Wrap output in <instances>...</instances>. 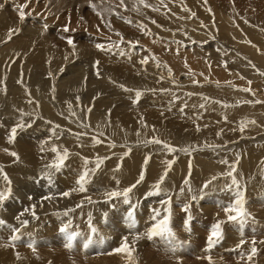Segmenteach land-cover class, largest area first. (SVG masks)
<instances>
[{
  "label": "bare ground",
  "instance_id": "6f19581e",
  "mask_svg": "<svg viewBox=\"0 0 264 264\" xmlns=\"http://www.w3.org/2000/svg\"><path fill=\"white\" fill-rule=\"evenodd\" d=\"M93 1L96 2L98 10L100 9V11L102 12L103 21H106L107 23H109L111 21L118 20V19L125 18L126 15L130 14V13H127V11L125 10V11H122L120 13H115L113 15H109L108 11H109V8L111 6L105 5L107 0H93ZM234 1L229 0V3H233ZM16 2H18V1L15 0V2H11L10 4L15 5ZM44 2H46V1H44ZM59 2H60V5H65V6H66V4L68 5V1H65V0H58V3ZM80 2L85 4V3L89 2V0H80ZM213 2H215V1H213ZM217 2H215V3H217ZM4 3H5V5L7 4L6 0H0V4L4 5ZM116 3L120 4L121 0H116ZM199 3H200V0H171L170 1V16H165L164 19H162V22L164 24L162 26L164 28L154 25V27L156 29H149V28L145 27L142 24V22H140L138 19H135L134 23L140 27V31H141L140 36L143 38V40L147 41L146 43H148L149 45L154 46L155 49L154 48H152V49H154L157 52L161 48L160 47V44H161L160 38H162L163 36H166L162 32L164 29L169 30V31H175V27H186V26H188L191 29L190 32H198L197 31L198 30V21H199L198 19L202 20L203 22L205 21V19H207V21H209V18L207 16H204V13L201 11V8H199V6H198ZM203 3L205 5L210 4L209 0H205V2H203ZM123 4L129 6L130 8H136V4L132 3L130 0H123ZM168 4H169V0H149L148 2L143 0V3L141 2V0H138L139 6H143L153 16H156L158 18H162V16H163L162 13L166 12ZM261 4L264 6V2H261ZM5 5L2 8H0V23L1 24L5 23V25H7V23H8L7 20H9L10 18H12V20H16L17 18H19V15H18L17 9L9 10L6 8ZM18 5H19V2H18ZM145 5H147V7ZM31 7H27V8L29 10H31ZM225 8H227V6ZM224 12L218 11L216 14L218 16L217 19L223 20V22H224L223 25H219L221 27V31H224L222 33L225 34V31H226L227 34L229 33V37L223 36L222 39L220 37H217V38L215 37V39H217L219 41V43L218 42L216 43L217 47L220 46V43L227 46L229 49L224 50L223 53H225L227 55V58L233 57L234 58L233 61L230 59L231 62H234L232 64H234L237 67H242L241 69H243V72H244V69H248L247 68L248 65H250L249 66L250 69H248L247 72L250 73V75H252V76L256 75V73H259V72H255L256 69H258V68H260L261 70L264 71V29L262 31V30H258V29L256 30L253 27H252L253 28L252 29L250 27L249 33H247L246 35L243 34L244 36H242V38H241L238 35V31L234 30L235 27L233 26L234 25L233 22L228 23V24L225 23V20H227L229 18H234L236 16L234 15V13H233V15H224L223 14ZM252 18L253 17H249L248 19L252 20ZM253 21H254V19H253ZM17 23H19V22L17 21ZM181 23H182V25H180ZM240 25H242V24H240ZM10 26L11 25H9L8 27L10 28ZM13 26H14V24H13ZM38 27L36 29L32 30V27H28L25 24V26H21L20 28H18V31L22 32V33L26 32L30 36H31V33L33 32V33H35V36L41 37L42 35H44V30L43 29L41 30ZM104 27L107 28L106 32L108 34L105 32L107 34V36L118 35V32L115 29L108 28L107 26H104ZM15 28H17V27H15ZM245 28H247V25L245 26ZM244 32H245V30H244ZM208 33H210V32H208ZM214 35H216V33ZM25 36H27V35H25ZM184 36H185L184 31H180L179 35H177L176 38L177 39L179 38L178 40L181 41L184 38ZM196 36H197V38L199 37L198 34ZM7 37L9 39V33H5L4 36H2V34L0 32V66H1L0 67V108H1L0 109V138H3L2 132H6L7 134H9L11 128L16 126L20 122H23L25 125L31 124V127H26L23 130L18 129L17 136H19V139L15 138V141L13 143H9L8 140H4L6 143H3V145L6 146L7 148L17 149V153L20 157V160L18 162L14 161L12 163H9V166H11L13 169L20 172L21 174H23V170L25 172H30V170H28V169H32L34 171L35 175L37 176V179L35 178L33 180V183L37 185L38 190H43L42 189L43 186H46V188H44V189H48V188L56 189V188H58L59 190H64V192H65V191H70L72 188L76 187L75 182L78 179L79 173L83 170V159L82 158H85V157L88 158L89 161L91 162V163H89L88 167L93 168L95 166V161H96L97 157H100V158L101 157H103V158L107 157V159H104L105 161L101 165L100 169L95 173V177L92 176L91 182L86 185V188H87L86 192H83V193L72 192V194L68 197L61 196V194H60L61 199L57 200V201H54L53 197L51 200H43L42 199L43 196L36 198V200H29L27 198V200H28L27 201L26 199L25 200L20 199L18 202H20V204L28 202V204H27L28 207H30V205H32V204H36L35 212H36V216L38 217V219H41V220H43L45 218L47 219L49 216L52 217L53 214H56L57 219H58V218H60V215L63 213L62 210H65L68 207H73V206L75 207L77 202H79L78 205H81L82 203L87 202L88 200L86 199V197H90L92 199V201L97 200V198L98 199L102 198L101 194H99L102 192H99V193L96 192L97 189L95 192L93 191L92 194H88L89 193L88 190L90 188H94V187L97 188L98 187L97 186L98 182L96 180H99L100 185L106 183L109 186L110 191H113V190L122 191L124 188H127L130 185L136 183V180L139 178L140 173L143 171V167L145 165L144 164L145 157H148L146 155H149L151 153H155V150L160 151V149H164L163 143H167V144H169V145H171L177 149L187 148L191 152L186 153V155H184L185 152L176 151V152H174L175 157L173 158L170 156L171 153L165 149L166 151L157 152L153 155V157L151 156L152 159L150 160V162H148L147 169H145V172H144V179L145 180H143L142 183L137 185V187L135 189H133V192L130 193V196L134 199V202H132V203L136 205L135 212H134L135 219L138 220V218L142 217V215H141V213H142L145 216V220H146L145 211H147V210L144 211V207L141 208V206L140 207L138 206V203L141 204L142 200L145 199V195H146L145 193L147 190V188L144 187L145 183L154 184L155 182H157L160 179V176L164 173V171L167 167L166 162L169 160H174L175 162L172 164L174 166L171 167V170L168 171L167 177L165 178L164 182L161 184L162 189L164 190L161 192L166 191L167 194L169 192V194L173 195L174 193L178 194V192H179V191L177 192V190L174 188V185L179 184V183L181 184L182 187H184V185H185L184 184L185 180H183L184 177L182 175L179 176L177 174L178 173L180 174V170H181L182 174L186 172V168L189 167L188 160L191 159L190 166L192 167V170L199 173L200 176H205V175H207V173L208 174L212 173L211 175L216 176V178L218 179L217 181H223V183H227V182H224L225 170L228 171L231 169L230 163L232 164L233 162H236L237 160L240 161V154H242V158H241L242 167L247 166V170H245V172H244V169H243V172H242L243 176L241 177V179H242V181L247 182V184H248V188H247V190L245 189V192H244V194H245L244 198L246 201L247 200L250 201L252 199L254 201V203H255V200L258 202V200H257L258 197L257 198H254V197H256L260 194V192H257V190L264 188V186H262V185H264V143H262V142H264V141H262V140H264V106L255 105L253 108L251 105L247 106L246 104H244V106H243L241 104L242 106H236V107L232 106L231 107V103L233 102L234 98H237L238 100H240L239 98H241V97L246 98V96H248V95L250 96V94L246 93V96H245L244 94H242L243 93L242 91L238 92L235 89L232 90L231 86H230L231 88H229V87L228 88L227 87L226 88L225 87L220 88L219 87L220 89H218L217 91H215L216 89L214 87L215 90L213 91L212 89H210V90L207 89L208 86L206 85L207 87L205 89H207V90H203V91H205V93L207 94L208 99L204 100L206 98H203L202 99L203 103H200V102L198 103V101H196V100L201 99V98H199L195 95H192L193 98L187 99V100L179 99L178 96H175L172 98L167 97V95L169 94L167 92H174V91H171V90H173L171 87L177 88V91H175V93H179L178 90H184V89L181 88L182 86L180 87V85H178V83H176L172 79H170V74L167 73V71H163V70L159 71L158 70L159 66L162 67L161 64L157 65V67H154L156 69L150 68L151 64L153 62H157V61H149V62H151V63H149L148 60H146L148 58H149V60H151L152 58H155L153 54H150L151 51L148 50L146 43H144L145 47H144V44L140 43V45L145 49L143 50L141 56L134 58L131 56V50L128 49L127 47H125L124 44H126V42L122 38H118V37H115V38L121 40L124 43V44L123 43L120 44V49L122 51L117 54L118 56L111 54L110 57H107V58L102 57L100 55V53H104L105 50H107V48L103 44H101V42H99L98 44L103 45V49H100L97 47L95 48V51L98 52L99 56L97 54H95V55L90 54L91 57H88V55H83V56L79 57L78 60L81 63L83 62V65L80 67V69L75 70V71H72V69L67 64L69 62V61L67 62V60L69 58L53 57L54 63H52V65H54V67H52L50 69L49 77L47 79L43 80V79L38 78L39 77L38 70L33 69L30 72V70L28 68L29 63L26 62L25 60H23V58H22L23 55L20 56V54H21V52L19 51L20 48L15 47L14 48L15 50L9 51L11 56H2V55H5L4 54L5 49L9 50L10 47L11 48L14 47L15 41H18L19 44L21 45L18 37L13 38L14 37L13 34L11 36L12 42L10 44L7 43L9 41L7 39ZM225 40H226V43L224 42ZM32 41H31L30 45L32 44ZM26 42H27V40H26ZM8 50H6V51H8ZM172 50H174L173 46H171L169 48V52L170 53L172 52V54L175 56V59H172V56L170 55L169 52L161 51L162 55L164 57H166V55L169 57L171 66L168 67L167 69L171 70V71H173V69L176 68L177 66H179V64H180L179 61L177 60L176 54ZM14 51L16 53H14ZM91 52L94 53L92 50H91ZM218 52H219V50H218ZM87 53H90V52H87ZM221 53H222V49H221ZM14 54L17 55L18 60L12 64L11 61L14 58H17L16 56H14ZM105 54H104V56H105ZM216 55H218V54H216ZM13 56H14V58H13ZM239 56H241V57H239ZM211 57L213 58V56H211ZM246 57H247V59H246ZM9 58H10L9 63H5V61L9 60ZM33 59H36V58L34 57ZM245 59H246V62H245ZM137 60H140L139 61L140 66H137V62H138ZM247 60H248V62H247ZM142 61H147V62L142 63ZM62 62H67V63L63 64ZM86 62L89 63L88 66H87ZM4 63L6 66H8L7 68L6 67L4 68ZM40 64L45 65L42 61H40ZM204 64H205V62H204ZM199 65H201V64H199ZM245 65L247 66L246 68H244ZM41 67H43V66H41ZM253 68H256L255 71ZM66 69H67V71L65 72ZM237 69H239V68H237ZM33 71H37L38 73L37 72L34 73ZM24 72H25V74H24ZM245 72H244V74L247 73V72L246 73ZM64 73L71 74L72 76L61 77V75ZM178 73L179 72H176V74H175L176 77L178 76ZM248 73L246 75H248ZM15 74H21V75L24 74L25 78H23V79L19 78L18 80H13L15 77ZM30 75L34 78L35 81H31L29 79V77L27 78V76H30ZM249 77H251V76H249ZM4 78H7L6 81H4ZM39 81H41V82H39ZM182 81L183 82H181V84L186 85V81H184V80H182ZM16 82H17L16 85L18 87H16V85H15ZM38 86H40L41 89H37ZM84 86H89V88L88 87L84 88ZM121 86H123V87H121ZM209 87L212 88V86H209ZM185 88L187 89L188 87H185ZM140 90H142V91H140ZM188 90H191V89L188 88ZM195 90H197V89L195 88ZM199 90H201V89H199ZM137 91H139L142 94L138 100L136 97ZM5 94H7V98L2 96ZM45 95H48V96H45ZM115 95L117 96V99H119L118 104L113 103V101H114L113 98ZM178 95L182 96V93H180ZM204 96H206V95H204ZM55 97H57V98L55 99ZM128 97H132V99L129 100ZM17 98H19V99H17ZM215 98H218L219 100L215 99ZM36 99H41V103L35 104V101H37ZM177 99H179V100H177ZM237 99H236V101H237ZM24 100H25V102H24ZM229 100L232 102H229ZM236 101L234 103H237ZM248 101H249V99H248ZM170 102H174V106H175V109H173L174 115H177L178 117L175 120L169 119L166 122V127H160L159 128L158 127L159 122H162V121L154 122L153 116L156 115L157 118L164 119V117H166V116L161 114L160 112H165L166 109L163 110V107H167V104ZM151 107H153V108H151ZM59 109H61V110H59ZM89 109H91V111H89ZM214 110H216L217 113H216V111L212 112ZM36 112H42V113H40L41 116H43L42 114L48 116L47 118L50 119V121L43 122L40 119L39 114H37ZM112 112H114V113H112ZM35 114H37V116H38V117L37 116H35V117H37L39 119H37V120L35 119V117H34ZM82 118L87 120L86 124L89 127L84 126L79 121V120H82ZM230 121H231V123H229ZM163 123H165V122H163ZM171 124H173V125L171 126ZM242 124L245 125L243 131H241V125ZM63 125L66 128H69V129L76 131L77 134L79 133V135L77 136L74 133L72 134V132H68L69 130L63 131L64 130ZM39 126H41L40 129L36 130ZM64 132H66V133H64ZM45 135H47V136L43 137ZM24 136H26V137H24ZM72 137H74V138L71 139ZM100 139L103 142L101 146L99 145L100 142H99V144H97L95 142L96 140L100 141ZM153 139H159L163 143L162 144L150 143V141H152ZM258 140H259V142H258ZM49 141H52V142L50 144L49 143L46 144ZM112 145H115V146L113 147ZM52 147H56L61 153L63 152L64 149H67L68 152L70 153L68 159L64 162V166L60 169V171H56L54 168H51V169H53V171H52L51 169L46 167L47 162H46V160H44V156L47 157L46 154H48V156H50V159L52 161H55V159H56V153L51 151ZM33 148L36 150L34 153V156L32 153ZM42 148H43V151L41 150ZM129 150L131 151V153L128 154V156L124 157L123 152L127 151L129 153L130 152ZM217 153L221 156L223 161H227L228 163H223V162L216 163V164L211 163V161H209L208 158H210V156L217 154ZM118 155H121V157H119ZM116 156H118V157H116ZM154 156H155V160H154ZM178 157H179V159H177ZM5 161H8V160L4 159V162ZM176 161H177V163H176ZM251 161L256 162L255 166H253V165H252L253 167L251 166ZM175 165H177V166H175ZM117 166H119L118 171L115 170V169H117ZM215 170H220V171L224 170V171L223 172H220V171L215 172ZM246 172H248V173L246 174ZM46 173H47V175H45ZM50 175H55V177H56V180L53 181V183H51V182H49V180H47L48 179L47 176H50ZM190 178L191 177H189V179ZM193 179H195V178L193 177ZM65 180H68V181L64 182ZM199 180L201 182V179H199ZM13 181L16 182V179L13 178ZM117 181H119V183H117ZM193 181H196V179ZM190 183H192V182H190ZM231 184H232V182H231ZM201 185L202 184H200V186ZM66 186L69 188L65 190ZM185 186H187V185H185ZM219 186H224V184L219 185ZM6 188H7V186L4 183H1L0 190H4ZM222 188L225 189V186ZM254 188H259V189L250 192V194H247V192L251 191ZM216 189H218V188H216ZM204 190H202V191H204ZM227 190H228V188H227ZM185 191L187 192L188 190H185ZM185 191H184V193H185ZM199 191L200 190H198V192ZM42 193H43L42 191H39V194H42ZM255 193H257V194H255ZM179 194H180V192H179ZM225 194L227 195V193H225ZM261 194H262V192H261ZM218 196H219V194H218ZM31 197H32V195H31ZM33 197H35V196H33ZM156 197H157V199L156 200L153 199V201L164 200L163 198L165 197V195H157ZM180 197H182V196H180ZM231 197L233 198V196H231ZM11 198H13V197H11ZM11 198L9 197V200H8L9 202L5 201L3 203V205L0 206V212H2L3 207L5 208L6 206L9 209H11L12 211H10V212L7 211L6 214H8L13 219L12 222H9L7 220H4V217L0 214V218H1L0 220L3 219V221H5V224L0 225V228H1L0 231H2L0 233H2V236L4 234L3 232H6V231L10 230L11 228H13L14 226L20 224V221L27 220L28 222H30L31 218H33L31 215V212L29 211V212L24 213L23 216H20V221H18L16 219V217L19 216L21 209H22V206L21 205H20V207L13 206L12 203H17L18 199L17 198L11 199ZM39 198L42 200L40 201ZM105 198H106V196H105ZM147 198H148V196H147ZM150 199L152 200L151 197H149V201H150ZM227 199H231V198H228V196H227ZM181 200H182V198H181ZM189 200H192V199L189 198ZM11 201H13V202L11 203ZM115 201H116L115 206L117 208L120 207L122 209V211H127V212L130 210V205L128 206V208H126L127 210H125V209L123 210L122 198H118L117 200L115 199ZM9 203H11L12 206H8V205H10ZM98 203L101 204L102 202H98ZM18 204H16V205H18ZM148 204H150V203H148ZM24 205L26 206V204H24ZM110 205H112V204L110 203ZM113 205H114V202H113ZM92 206H94V203H90V205H89L90 210H92V212H93V215L98 214L99 210H101L103 208V207L102 208L99 207L101 209H98V207L95 208ZM142 206H143V204H142ZM159 206H160V204H158V205L155 204V205H152L151 208H149V209L152 210L153 208H158ZM7 207H6V209H8ZM84 207H86V206H84ZM126 207H127V205H126ZM147 207H149V206L147 205ZM161 207L163 208L162 205H161ZM23 208H25V207H23ZM145 208H146V206H145ZM162 208H161V210H162ZM146 209H148V208H146ZM149 209H148V211H149ZM19 210H20V212H19ZM151 210H150V212H151ZM193 210L195 212V209H193ZM116 211H114V212H116ZM108 212H110V211H108ZM127 212H125V213H127ZM150 212L148 214H150ZM260 212H262V211H260ZM101 213L94 216L95 218H97V221H98V222L97 221H95V222H97L96 225L98 227L102 226L103 228H105V221L101 218ZM73 214H75V213H73ZM73 214L71 213V216ZM112 214H113V210L111 212V215ZM204 214H206V213H204ZM216 215H217V213H216ZM174 216H175V214H174ZM223 216H225V215H223ZM184 217H185V215H184ZM38 219H36V220L38 221ZM207 219H209V217ZM33 220L34 219H32V222H34ZM41 220H40V222H41ZM248 220H249V218H248ZM140 222H141V220H140ZM149 222L151 223L150 220H149ZM205 224H207V223H205ZM208 224H210V223L208 222ZM77 225L78 224H76L75 226H77ZM108 225L109 224H106V226H108ZM114 225H115V223H114ZM144 225H145V223H144ZM226 225H227V223H226ZM120 226H123V225H120ZM227 226H229V225H227ZM127 227H128V225H127ZM254 227H255V225H254ZM262 227H264V226H262ZM19 228L20 227H18L16 230H19L20 232L23 233L29 227L26 230H25V226H21V229H19ZM125 228H126V226H125ZM138 228L143 229L141 227V225L138 226ZM209 229H207V230H209ZM230 230H232V229H230ZM239 230L240 229H238V231ZM109 232H111V231L109 230ZM223 232H224V229H223ZM235 233H237V232H235ZM229 234H233V233H229ZM238 234L239 233H237V235ZM114 235H115V233H114ZM4 236H6V235H4ZM133 236H134V233H133ZM233 236H234V234H233ZM19 237H20V235H19ZM184 237H185V235H184ZM118 238H116V239H118ZM121 238H119V239L122 240ZM240 238H242V237H240ZM116 239H114V241ZM132 239H133V237H131V236L128 238V242H129L130 246H132ZM228 239H231V238H228ZM263 239H264V236H263ZM204 241H206V240L204 239ZM204 241L201 243H204ZM240 241H241V239H240ZM9 242H10V240H9ZM142 243L144 244L142 239L138 240L135 243L134 248L135 249L141 248ZM191 243H193V242H191ZM239 244H240V242H239ZM245 244L246 243H244V245ZM260 244H261V242H260ZM9 245H10V243H9ZM251 246H249V247H251ZM260 246H258V248H257V246H255L258 251H257V256H256L257 258L253 257V260L254 259L258 260L260 263L262 262L264 264V249L260 248ZM11 247L13 248V246H11ZM244 247H246V245ZM7 248L8 247L5 248L3 246L2 247L0 246V264H5L8 259L9 260L7 262L9 264H15V261L11 263L10 259L11 258H12V260L14 259L13 254H15L17 251H15V249H14V251H15L14 252L12 249H9V248L7 249ZM26 250L30 251L29 249H26ZM28 251H26L27 255H28L29 259H31V257L33 256L32 255L33 252L31 253V251L30 252H28ZM148 251H150V250H148ZM22 252L25 253L24 251H22ZM238 252H239V250H238ZM23 253L21 254L22 256H23ZM62 253H63V251H62ZM144 253L146 254V252H144ZM122 254H123V256L127 257L126 253H122ZM152 256L150 255L149 259H151ZM64 257H65V255H64ZM133 257H135L134 252H133ZM144 257H147V254ZM144 257H141V258L144 259ZM15 258H17V257H15ZM33 258H35V257H33ZM49 258H50V256H49ZM98 259H100V258H98ZM137 259H135V260H137ZM146 259L149 261L148 257ZM236 259H237V262L239 264H248L249 263L247 261L246 256H244L243 259L240 256L238 258L236 257L235 260ZM135 260H134L135 264H140V261L136 262ZM138 260H140V259H138ZM152 260H155V259H152ZM187 260H188V257H187ZM189 260H192V259H189ZM112 261L114 262L116 260L112 259ZM212 261H213V264H220L223 262V260H222V262H221V260L220 261L219 260H212ZM69 262L67 261V263H69ZM123 262H124V260H123ZM159 262L162 263V261H159ZM164 262L165 261H163V264H164ZM167 262H169V261H167ZM195 262H196V260H195ZM252 262H254V261H252ZM115 263L120 264L118 262H115ZM185 263L183 262L182 264H185ZM187 263H188V261H187ZM96 264H103V262L96 261ZM108 264H111V263L108 262ZM200 264H201V262H200Z\"/></svg>",
  "mask_w": 264,
  "mask_h": 264
},
{
  "label": "rangeland",
  "instance_id": "374dc122",
  "mask_svg": "<svg viewBox=\"0 0 264 264\" xmlns=\"http://www.w3.org/2000/svg\"><path fill=\"white\" fill-rule=\"evenodd\" d=\"M16 1L19 2V5H21V4L24 5L26 3V0H23V1L22 0H16ZM29 1L31 3L28 2L29 4H27V7H31V6L32 7H31V10H29L27 7L24 8L25 13L27 14L25 17V20L23 21L24 23L21 22L19 18H17L16 20H12V18H10L9 20H7V22H8L7 25H5V23H2V24L0 23L2 25V26L0 25V32H1L2 36H4L5 33H9L10 29H15L16 31L13 34L14 35L13 38L18 37V39L21 43V45H20L18 41H15L14 47H12V48L10 47L9 50L5 49L4 50L5 55H2V56H11L9 51L15 50L14 49L15 47L20 48V50H19L21 52L20 56L23 55L22 56L23 60H25L26 62L29 63L28 68H29L30 72L33 69L38 70V72H39L38 78L45 80L50 75V69L52 67H54V65H52V63H54L53 57L69 58L67 60V62L69 61L68 63L67 62H62V63L63 64L67 63L68 66L72 69V71H75V70L80 69V67L83 65V62L82 63L79 62V60H78L79 57H81L83 55H88V57H91L90 54H93V55L97 54L99 56L98 52L95 51L96 44H98L99 42H101V44H103L107 48V50H105L104 53H100V55L102 57L107 58V57H110L111 54L117 55L119 52L122 51L120 49V44L123 42L121 40L115 38V37L122 38L126 42V44H124V43L123 44L125 45V47H127L128 49L131 50V56L132 57L136 58L138 56H141V54L145 48H143L140 45V43L144 44L147 41H144L143 38L140 36V33H141L140 27L134 23L135 19H138L140 22H142V24L145 27H147L149 29H156L154 27V25L159 26V27H163L162 25H164V24L162 22V19H164L165 16H170V1L171 0H169V4L167 5L166 12L162 13V15H163L162 18H158L156 16H153L143 6H139L138 0H130L132 3L136 4V8H130L129 6H127L125 4H121V3L117 4L116 0H107L105 5L111 6L109 8V11H108L109 15H113L115 13H120V12L125 11V10L127 11V13H130V14L126 15L125 18L118 19L115 21H111L109 23H107L106 21H103L102 12L100 11V9L98 10L96 2L93 0H91V3L95 5V10H93V8L90 6L89 2L84 4V3H81L80 0H65V1H68L69 6L67 4H66V6L60 5V2L58 3V0H48V1L47 0H35V1L29 0ZM44 1H46V2H44ZM145 1L148 2L149 0H145ZM213 1H215V2L218 1V2L215 3ZM6 2L8 5L7 4L5 5V3H4V5L6 6L7 9H9V10L17 9L18 2H16L17 5L16 4L15 5L10 4L11 2H15V0H6ZM203 2H205V0H200V3L198 6H199V8H201V11L204 13V16H207L209 18V21H207V19H205V21L203 22L202 20L198 19L199 20L198 21V30H197L198 32H190L191 29L188 26H186V27H175V31H169V30L164 29L162 32L166 36H163L162 38H160L161 39L160 40L161 41V44H160L161 48L157 52L154 50L155 49L154 46L146 43L148 50L151 51L150 54H153L155 57V58H152L151 60H149V58L146 60H148V62L149 61H157V62H153L151 64L150 68L156 69L154 67H157V65L161 64L162 67L159 66L158 70L159 71H162V70L167 71V73L170 74V79H172L174 82L178 83V85H180V87L182 86L181 88L184 89V90H178L179 93H175V91H177V88L171 87L173 89L171 91H174V92H167V93H169L167 95V97L172 98V97L178 96L179 99L187 100V99L193 98L192 95H195V96L201 98V99H197L196 101H198V103L199 102L203 103V100H202L203 98H206L204 100L208 99L207 94L203 90L212 89L214 91L216 89L215 91H217L218 89H220L222 87L223 88L224 87L225 88L226 87L227 88L232 87V90L235 89L238 92L242 91L243 92L242 94H244L245 96H246V93H248V94H250V96L251 95L252 96L250 97L247 94L248 96H246V98L241 97V98H239L240 100H238L237 98H234L233 102L229 100V102H232L231 107L232 106L233 107L234 106L235 107L236 106H242V105L244 106V104H246L247 106L251 105L253 108L255 105L264 106V75L260 74V73H264V71L261 70L260 68H258V69L253 68L254 71L256 69L255 72H259V73H256V75L252 76V75H250V73L247 72V70L250 69V67H249L250 65H248V67L245 65L244 68L247 67L248 69H244V72L246 71L248 73V75H246L247 74L246 72H245L246 74H244L243 69H241L242 67H237L234 64H232L234 62H231V60L233 61L234 58L233 57L227 58V55L225 53H223L224 50L229 49V48L227 46L223 45L222 43H220V46L217 47L216 43L217 42L219 43V41L217 39H215V37L216 38L220 37L221 39L223 36L229 37V33L227 34V32L225 31V34H226L225 35L224 33H222L224 31H221V27L219 25H223L224 22H223V20L217 19L218 16L216 13L218 11H221V12L225 11L223 13L224 15H233V13H234V15L236 17L229 18V19L225 20V23L228 24V23L233 22L234 23L233 26L235 27L234 30L238 31V35L241 38H242V36L249 33L250 27L251 28L253 27L256 30L258 29V30L263 31V29H264V6L261 4V2H264V0H235L233 3H229V0H209V3H210L209 5L208 4L205 5ZM226 6H227V8H225ZM97 13H99V15ZM247 17L248 18L253 17V18L251 20V19H248ZM253 19H254V21H253ZM17 21L20 24L17 23ZM13 24H14V26H13ZM25 24L28 27H32V30L36 29L39 26L38 27L39 29L44 30V35H42L41 37L35 36V33L32 32L31 36H30L26 32H23V33L19 32L18 28H20L21 26H25ZM240 24H242V25H240ZM9 25H11L10 28L8 27ZM180 25H182V23ZM244 25L245 26L247 25V28H245ZM45 26H47V27H45ZM65 26H67L69 28L68 32L63 31ZM104 26H107L108 28H111V29H115L118 32V35L107 36V34H108L106 32L107 28ZM15 27H17V28H15ZM244 30H245V32H244ZM180 31H184V33H185V36L181 41L178 40L179 38L178 39L176 38L177 35H179ZM208 32H210V33H208ZM215 33H216V35H214ZM197 34L199 37L200 36L201 37L197 38V36H196ZM25 35H27V36H25ZM67 38H71L73 40V42L75 44V48L68 45ZM7 39H8V37H7ZM8 40L9 41L7 43L10 44L12 42V40L11 39H8ZM26 40H27V42H26ZM31 41H32V44L30 45ZM224 42L226 43V40ZM171 46L174 47V50H172V51H174V53L177 56V60L180 63L179 66H177L176 68L173 69L174 72L167 69L168 67L171 66L170 59L167 55H166L167 58L164 57L162 55V52H161V51L169 52V48ZM144 47H145V44H144ZM152 48H154V49H152ZM220 48L222 49V53H221ZM6 50H8V51H6ZM91 50L93 52L94 51L95 52L92 53ZM218 50H219V52H218ZM87 52H90V53H87ZM14 53H16V52L14 51ZM104 54H105V56H104ZM216 54H218V55H216ZM170 55L172 56V59H175V56L172 54V52L170 53ZM14 56L17 57L16 54H14ZM14 56H13V58H14ZM211 56H213V58ZM34 57L36 59H33ZM239 57H241V56H239ZM246 59H247V57H246ZM246 59H245V62H246ZM17 60H18V57L14 58L11 61V63L13 64ZM7 61H5V63H9L10 58ZM40 61H42L45 65H41ZM137 61H138L137 66H140V63H139L140 60H137ZM204 62H205V64H204ZM247 62H248V60H247ZM5 63H4V68L5 67L7 68L8 66H6ZM86 63L88 66L89 63L88 62H86ZM149 63H151V62H149ZM199 64H201V65H199ZM41 66H43V67H41ZM237 68H239V69H237ZM66 71H67V69L65 70V72ZM33 72L36 73L37 71H33ZM176 72H179L177 77L175 76ZM24 74H25V72H24ZM24 74H22V75L21 74H15V77L13 80H18L19 78H21V79L25 78ZM69 76H72V75L66 74V73L61 75V77H69ZM249 76H251V77H249ZM28 77L31 81H35L31 75L27 76V78ZM6 79L7 78H4V81H6ZM182 80L186 81V85L181 84V82H183ZM39 82H41V81H39ZM16 84H17V82L15 83V85ZM209 86H212V88ZM16 87H18V86L16 85ZM38 87H37V89H41L40 86H38ZM85 87L89 88V86H84V88ZM185 87H188L191 90H188V88L186 89ZM206 87H207V89H205ZM214 87H215V89H214ZM195 88L197 90H195ZM198 88L201 90H199ZM245 88H249V89H251V91H249V92L243 91V89H245ZM140 91H142V90H140ZM180 93H182L183 97L178 95ZM204 95H206V96H204ZM2 96L7 98V94L2 95ZM45 96H48V95H45ZM56 98L57 97H55V99ZM128 98H129V100L132 99V97H128ZM17 99H19V98H17ZM113 99H114L113 103L118 104L119 99H117L116 95L114 96ZM179 99H177V100H179ZM215 99H218V98H215ZM236 99H237V101H236ZM248 99H249V101H248ZM36 100L37 101H35V104L41 103V99H36ZM235 101L237 103H234ZM24 102H25V100H24ZM151 108H153V107H151ZM173 109H175L174 102H170L167 104V107H163V110H165V112H160L161 114L166 116V117H164V119H159L156 117V115L153 116L154 122L162 121V122H159V125H158L159 128L160 127H166V122L169 119H172V120L177 119L178 116L174 115ZM59 110H61V109H59ZM215 111L216 110H214L212 112H215ZM36 113L39 114L40 119L43 122L50 121V119L47 118L48 116H46L44 114H42L43 116H41L40 113H42V112H36ZM112 113H114V112H112ZM216 113H217V111H216ZM37 114H35L34 117L37 116ZM37 117H35L36 120L39 119ZM83 119L84 118H82V120H79V121L84 126H87V124H86L87 120H85V119L83 120ZM163 122H165V123H163ZM229 123H231V121ZM172 125L173 124H171V126ZM40 127L41 126H39L36 130L40 129ZM87 127H89V126H87ZM66 130L67 131L69 130L68 132H72V134L74 133L77 136L79 135V133L77 134L76 131L69 129V128H66L64 126L63 131H66ZM64 133H66V132H64ZM2 135H3V138H0V166L3 167L4 172L7 173L9 179L11 180L10 186L12 189V195L10 196V198L13 197V198L18 199L17 203H12L13 201H11L12 205L16 206V207L17 206L20 207V205H21L22 206L21 212H24V209L28 208V206H27L28 202L20 204V202H18V201L20 199H22V200L26 199L27 200L29 195L30 196L32 195L31 200H36V198L41 197V196H43V197L44 196H51V197H53L54 201L60 200L61 199L60 194H62L64 192V190H59L58 188H56V189H50V188L44 189V188H46V186H43V188H42L43 190H38L37 185L33 183V180L35 178L37 179V176L35 175V173L32 169H28V170H30V172H25L23 170V174H21L20 172L16 171L11 166H9V163L14 162L15 158L8 155L4 151V149H8L9 152L14 151L16 153H17V149L7 148L6 146H4L3 143H6L4 140H8L9 134H7L6 132H2ZM46 136L47 135H45L43 137H46ZM24 137H26V136H24ZM73 138L74 137H72L71 139H73ZM16 139H19V136H17ZM96 141H99V140H96ZM262 141H264V140H262ZM51 142L52 141H49L46 144H48V143L50 144ZM99 142H100V144L99 143H97V144H99L101 146L103 143L102 140L100 139ZM258 142H259V140H258ZM262 143H264V142H262ZM35 151L36 150L33 148L32 149L33 156H34ZM164 151H166V150L165 149H160V151L155 150V153L164 152ZM125 152H127V151H124L123 153H125ZM190 152L191 151H189L188 153H190ZM130 153H131V151L129 152V154ZM155 153H151V154L146 155V156H148V157L152 156L153 157V155ZM184 155H186V153ZM46 156L48 158L44 156V160H46L47 165H49L53 161L50 159V156H48V154H46ZM118 156L121 157V155H118ZM118 156H116V157H118ZM170 156L174 158L175 153L174 154L171 153ZM124 157H126V156H124ZM152 157L148 160V162H150ZM101 158H103V157H101ZM241 158H242V154H240V161L238 163L233 162L232 164L230 163V165H233L235 163L237 170L233 173V175L237 178V180L239 179L238 183L240 185V190L245 192V189L247 190V188H248V184H247V182L242 181L241 177L243 176V173H242L243 169L245 172V170H247V166L242 167ZM4 159H7L8 161L4 162ZM177 159H179V157ZM154 160H155V156H154ZM208 160L211 161V163H215V164L221 163L223 161V159L221 158V156L218 153L210 156V158H208ZM177 161H176V163H177ZM190 163H191V159L188 160L189 167L186 168V172L182 174V172L180 170V174L178 173L177 175H179V176L182 175L184 177L183 180L187 179L189 181V183L192 182L189 184L191 187V191H189L187 188V187H189V185H187V186L184 185V187H182L181 184L179 183V184L174 185V188L177 190V192L179 191L180 194H179V192H178V194L174 193L173 194L174 196H173V195L169 194V192L167 194L166 191H165L166 193L165 192L160 193V195H165V197L163 198L164 200L168 199V197L170 196L171 200H172L171 203L174 201L171 204V207L173 210L172 211L171 227H172L173 231L175 232L176 241L179 242L176 245L175 252L169 250L172 246L169 245L165 240H162L159 237H156L153 240H148L145 237V238H142V241L144 242V244L143 243L141 244V248L135 249V251H134V255H135V257H133L134 260L137 258L140 259V260H138V259L135 260L136 262L140 261V264H163V261H165L164 264H169V263L170 264H179V263L182 264L183 262L187 263V261H188L187 264H191V263L192 264H200V262H201V264H209V261L205 257L212 256L213 257V258L211 257L212 260H219V261L221 260V262L223 260V262L220 264H239L237 262V259L235 260V258L236 257L238 258L239 256L241 257V253H244V252L248 253L250 251L249 249L251 247H249V246H251V242L253 239L256 241L255 246H257V248H258V246L261 245L260 248L264 249V245H263L264 244V239H263L264 227H262V226H264L263 225L264 224V205H263L264 204V192H263L264 188H262V189L254 188L251 191L247 192V194H250V192L259 189V190H257V192H260V194L256 197H254V198L258 197V199H257L258 202L255 200V203H254V201L252 199L250 201L245 200V208H246L247 212L250 213V216L248 217L249 220L247 219V222L243 225V228H241V226L239 224H236L233 222H226L227 225H229V226H227L226 223H224L222 225V230L224 229L223 239L218 244H216L215 247H213V249H211L210 251H205V249L207 248V237H208L209 232H210L209 228H211V225L214 224L217 220H226V217L223 216L225 214L222 211V206H227L229 203L234 201L233 199H235L234 193H235L236 189L234 187L235 185L231 184V182H232L231 177L225 175L226 172H229L231 169L228 171L225 170L224 182H227V183H223V181H217L218 180L217 178L213 179V177H216V176L211 175L212 173H210V172H209L210 174L207 173V175H205V176H200L199 173L192 170ZM255 164H256V162L251 161V166L252 165L255 166ZM147 166H148V163H147L146 167L144 165L145 168L143 167V172H145V169H147ZM173 166L174 165H172V167ZM175 166H177V165H175ZM49 169H51V168H49ZM51 170L53 171V169H51ZM216 171H220V170H215V172ZM223 171L224 170H222L220 172H223ZM247 173L248 172H246V174ZM93 177H95V175ZM189 177H191V178L189 179ZM193 177L196 179V181H193V180H195V179H193ZM13 178L16 179V182L13 181ZM47 178H48L47 180H49V182H51V183H53V181L56 180L55 175L47 176ZM199 179H201V182ZM210 180H211V184H208L207 188H203L202 185H204L206 182H208ZM67 181L68 180H65L64 182H67ZM96 181L98 182L97 183L98 187L97 188L96 187L90 188L88 190V192H89L88 194H92L93 191L94 192L96 191V189H97L96 192H98V193L102 192V193H99V194H101L102 198H100V199L97 198V200L94 201V206H92V207H95V208L98 207V209H101L102 207L104 208V209L103 208L101 209L102 211L99 210V213L102 212L101 218L105 221V228L106 229L103 228L102 226L98 227L96 225L98 221H97V218H95L94 216L98 215L99 213L93 215L92 210H90L91 206L89 207L90 203L88 201L85 203H82L81 208L80 207L78 208L76 206L79 204V202H77L75 207L74 206L68 207L67 209L62 210L63 213L60 215V218H58V219H57L56 214L52 215L53 218L51 216H49L47 219L46 218L43 220L38 219V221L35 218H31V221L28 222V224L26 226L22 225L20 223V224L14 226L13 228H11L10 230L3 232L4 233L3 236H2V233H0V246L4 247L5 244L10 243V245H12L13 248L11 246L8 248L12 249L13 251L15 249V251H17L15 254H13L14 259L12 260V258H11L10 262L12 263L15 261V264H26V263L27 264H96V261H98V262H103V264H106V263L108 264V262L111 264H117L115 262H118L120 264H129L126 256H123L122 253H116L114 251V249L120 247V245H121L120 243H122V240H120L119 238H121V237L123 238L124 236H127L128 238L130 236L133 237V233L134 234L143 233L144 231H146V229L148 227H150L151 223H152V221L150 220V216L152 213L150 212L151 209H149V208H151L152 205L160 204V201H153V199H155V200L157 199L156 196H148V198H147L145 195V199L142 200L141 204L138 203V206L139 207L141 206V208L144 207V211L145 210L148 211V209H149L148 212L145 211L146 220H145V216L141 213L142 217L138 218V220L135 219L136 220V227L133 229H130L129 227H127V225H128L127 224V213L128 212L122 211V209L120 207L117 208L115 206V202H116L115 199H113V201L112 202L110 201L109 203L104 202L107 200V197L105 198V196H106L105 193L110 192V188L106 183L100 185L99 180H96ZM1 183H4L8 187L7 183L3 180L2 176H0V185H1ZM154 184L145 183L144 187L147 188L146 193L152 190V186ZM200 184H202V185L200 186ZM218 184L219 185L224 184L225 189L222 188L224 186H219ZM230 184L232 185L231 190L228 187ZM262 186H264V185H262ZM160 187H161V191H164L162 189V186H160ZM68 188L69 187L66 186L65 190ZM181 188H184V191L185 190H188V191L187 192L185 191V193L184 192L181 193V191H180ZM216 188H218L219 190ZM227 188H228V190H227ZM198 190H200V191L198 192ZM202 190H204V191H202ZM39 191H42L43 193L39 194ZM261 192H262V194H261ZM225 193H227V195ZM194 194L197 197V199L196 200H189V198L192 199V196H194ZM218 194H219V196H218ZM255 194H257V193H255ZM33 196H35V197H33ZM180 196H182V197H180ZM227 196H228V198H231V199H227ZM231 196H233V198ZM149 197H151L152 200L150 199V201H149ZM13 198H11V199H13ZM130 198H131V201L134 202V199L131 196H130ZM181 198H182V200H181ZM8 200H6V201L9 202ZM41 200L42 199H40V201ZM98 202H102L103 204L102 203L100 204ZM113 202H114V205H113ZM11 203H9L10 205H8V206H12ZM110 203L112 205H110ZM148 203H150V204H148ZM16 204H18V205H16ZM24 204H26V206ZM142 204H143V206H142ZM184 204H190V205L192 204L191 205V214H192L193 219L190 223V226H191L190 232L186 231L184 226H183V221H184L183 219L186 218V213L184 211H182V206ZM126 205H127V207H126ZM147 205L149 207H147ZM84 206H86V207H84ZM128 206H129L128 204L124 205V203H123V205H122L123 210L124 209L127 210L126 208H128ZM145 206L148 209H146ZM6 207L5 208L3 207V211L0 212V214L4 217V220L12 222L13 219L8 214H6L7 211L10 212L12 210L7 207L9 209L8 210V209H6ZM23 207H25V208H23ZM99 207H101V208H99ZM160 207H161V204L158 207V209ZM161 208H160V210H161ZM111 209L113 210L112 215H111V212H112ZM193 209H195V212ZM108 211H110V212H108ZM114 211H116V212H114ZM161 211L163 214V208ZM260 211H262V212H260ZM19 212H20V210H19ZM125 212H127V213H125ZM149 212H150V214H148ZM203 212L206 214H204ZM24 213H26V212H24ZM65 213H67V214L65 215ZM71 213L72 214L75 213L72 215L73 217L71 216ZM216 213H217V215H216ZM174 214H175V216H174ZM183 214L185 215V217ZM208 217H209V219H207ZM89 218H91V227H95L97 229L96 233H93L91 231V227L89 226ZM32 219H34L33 220L34 222H32ZM139 219L141 220V222ZM40 220H41V222H40ZM149 220L151 221V223L149 222ZM69 221H71V225L68 228V232L78 233V235L72 241V248L71 249L65 247V245L67 243V237H66V234L62 233L59 229V228L63 227L65 224H68ZM95 221H97V222H95ZM208 222L210 224H208ZM114 223H115V225H114ZM144 223H145V225H144ZM205 223H207V224H205ZM76 224H78V225L75 226ZM106 224H109V225L106 226ZM139 224L141 225V227L143 229L138 228V226H140ZM120 225H123V226H120ZM124 225L126 226V228ZM254 225H255V227H254ZM21 226H25V230L29 227L25 232H23L24 234L22 232H20L19 230L16 232L14 231V229L16 230L18 227H20L19 229H21ZM207 229H209V230H207ZM230 229H232V230L234 229V230L232 231ZM238 229H240L241 231L240 230L238 231ZM109 230L111 232H109ZM0 232H2V231H0ZM228 232L233 233L234 236H233V234H229ZM235 232H237L239 234L237 235V233H235ZM114 233H115V235H114ZM4 235H6V236H4ZM12 235H17V236L20 235L21 240L19 239V240L14 241V242L11 241L10 238ZM184 235L186 238L184 237ZM115 237L116 238L119 237V238L116 239ZM240 237H242V238H240ZM228 238H231V239L233 238V239L231 240ZM239 238L241 240L245 241L246 247H244L245 245L243 244V246H241L240 249L236 248V246L240 242ZM114 239H116V240L114 241ZM204 239L206 241H204ZM9 240H10V242H9ZM190 241L193 243H191ZM203 241H204V243H201ZM260 242H261V244H260ZM29 244L33 245V247L35 248V251H33V249L28 246ZM85 245H87V247H85ZM26 249H29L31 251V253L33 252V254H32L33 256L31 257V259H29L27 252H26L28 250H26ZM21 250L24 251L26 254L23 253ZM148 250H150V251L152 250V251L150 252ZM238 250H239V252H238ZM30 251H28V252H30ZM62 251H63V253H62ZM144 252H146L148 259H149L150 255L151 256L153 255L151 257V259H149V261L146 259L147 257H144V256H146V254ZM17 253H19V256H21L20 257L21 259L15 258V257H17ZM22 253H23L24 257L21 255ZM64 255H65V257H64ZM49 256H50V258H49ZM256 256H257V254L254 257L257 258ZM33 257H35V258H33ZM141 257H144V259ZM187 257H188V260H187ZM98 258H100V259H98ZM112 259L113 260L115 259L116 261L113 262ZM152 259H155V260H152ZM189 259H192V260H189ZM123 260H124V262H123ZM195 260H196V262H195ZM7 261L5 264H9ZM67 261L68 262L70 261V262L67 263ZM159 261H162V263ZM167 261H169V262H167ZM253 261L254 262H251L252 264L253 263L254 264H263L262 262L260 263L258 260H255V259Z\"/></svg>",
  "mask_w": 264,
  "mask_h": 264
},
{
  "label": "snow or ice",
  "instance_id": "6c2138e0",
  "mask_svg": "<svg viewBox=\"0 0 264 264\" xmlns=\"http://www.w3.org/2000/svg\"><path fill=\"white\" fill-rule=\"evenodd\" d=\"M28 2H29V0H26V3L24 5H17V12H18L19 19L21 22H23L25 20V17L27 15L24 11V8L27 7ZM141 2L143 3V0H141ZM89 4L93 8V10H95V5L91 3V0H89ZM121 4H123V0H121ZM3 6H4L3 4H0V8H2ZM145 6L147 7V5H145ZM97 14L99 15V13H97ZM45 27H47V26H45ZM15 31H16L15 29L9 30V39H11V36H12V34L15 33ZM63 31L68 32L69 28L67 26H65ZM67 43H68V45L75 48V44L71 38H67ZM96 47L103 49V45H100V44H97ZM146 62L147 61H142V63H146ZM261 75H264V73H261ZM121 87H123V86H121ZM243 91L249 92V91H251V89L245 88V89H243ZM141 95L142 94L139 91L136 92L137 100L139 99V97ZM89 111H91V109H89ZM244 126L245 125H243V124L241 125V131H243ZM26 127H31V124L25 125L23 122H20L16 126L12 127L10 130V133L8 135V142L13 143L15 141L16 136H17L18 129L23 130ZM95 142L99 143V141H95ZM150 143L162 144L163 142L160 141L159 139H153L152 141H150ZM112 146L114 147L115 145H112ZM163 148L166 149L170 153H174L176 151H182L185 153L189 152V149H187V148L177 149V148H175V147H173L167 143H163ZM41 150L43 151V148ZM4 151L8 155L14 157L15 161L18 162L20 160L18 153L14 152V151L9 152L8 149H4ZM51 151L56 153V159H55V161H53L51 164L47 165L46 167L54 168L56 171H60V169L64 166V162L68 159L70 153L68 152L67 149H64L63 152L61 153L56 147H52ZM128 154H129L128 152H125L124 156H127ZM82 159H83V170L79 173L78 179L75 182L76 187L72 188L70 191L63 192L61 194L62 196L68 197L72 194V192H80V193L86 192L87 191L86 185L91 182L92 176H94L96 171L100 169L101 165L104 162V159H107V157H105V158L97 157V159L95 161V166L93 168L88 167L89 163H91L88 158L85 157ZM149 159H150V157L145 158V161H144L145 166L147 165ZM174 162H175L174 160H169L166 162L167 167H166L164 173L160 176V179L152 186V190L146 193V197L147 196L160 195V193H161V187L160 186L164 182L165 178L167 177L168 171L171 170L172 164ZM222 162L228 163L227 161H222ZM238 162L239 161L237 160L236 163H238ZM230 168H231V171L227 172L225 175L231 177L232 185H235V189H236L235 193H234L235 199L233 202L229 203L227 206H222V211L225 214L226 220H217L214 224L211 225L210 232H209V235L207 237V248L205 249V251H210L213 247H215L216 244H218L223 239L222 225L224 223L233 222V223L239 224L241 226V228H243V225L247 222V219L250 216V213H248L246 208H245V198H244L245 194L243 191L240 190V185H239L236 177L233 175V173L236 171V165L235 164L230 165ZM115 170L118 171L119 166H117V169H115ZM45 175H47V173ZM0 176L3 177V180L8 185V187L6 189L0 190V206H2L3 203L6 200H8L9 197L12 195V189L10 186L11 180L9 179L7 173L4 172V169L2 166H0ZM213 179H216V177H213ZM143 180H144V172L142 171L139 175V178L136 180V183L130 185L127 188H124L122 191L113 190V191L105 193V195L107 197V200L105 201L106 203L112 201L113 199L122 198L124 204L130 205V210L127 213V224H128V227L130 229H133L136 226V220H135V216H134L136 205L132 203L131 198H130V193H132L133 189H135L137 187V185L142 183ZM117 183H119V181H117ZM210 183H211V181L206 182L203 185V188H207L208 184H210ZM184 184L189 185V181L186 179L184 181ZM232 185L228 186L230 190H231ZM188 190L191 191L190 185L188 187ZM180 191H181V193H183L184 188H181ZM28 199L31 200L32 197L29 196ZM42 199L43 200H51L52 197L51 196H45ZM86 199L88 200L89 203H94V201H92V199L90 197H86ZM196 199H197V197L195 195L192 196V200H196ZM160 204L163 206V214H162L161 210L158 208H153L151 210V213H152L150 216V220L152 221L151 226L148 227L144 233L134 234L133 239H132V246L129 245L128 237L124 236L122 238V243H121L120 247L114 249V251L116 253H126L129 264H135L134 259H133V252L135 251V248H134L135 243L138 240L145 238V237L148 240H153L154 238L159 237L162 240H165L169 245L172 246L169 250L175 252L176 245L179 242L176 241L175 232L173 231V229L171 227V220H172L171 197L169 196L168 199L161 200ZM81 206L82 205H77V207H81ZM35 208H36V204H32V205H30V207L25 208L24 212L30 211L32 217L35 219H38V217L36 216ZM182 210L186 213V218L183 221V226H184L186 231L190 232L191 231L190 223L193 219L192 214H191V205L190 204H184L182 206ZM24 212H21L19 214V216L16 217V219L18 221H20V216H23ZM66 214L67 213H65V215ZM4 223H5V221L0 220V225H3ZM20 223L22 225L26 226L28 224V221L23 220V221H20ZM70 224H71V221H69L68 224H65L63 227L60 228V231L62 233L66 234L67 243H66L65 247H67L69 249L72 248V241L78 235V233H75V232H68V228L70 227ZM89 226L91 227V218H89ZM14 231H18V230L14 229ZM91 231L93 233H96L97 229L95 227H91ZM10 239H11V241L14 242V241L19 240L20 237L17 235H12ZM244 243H245V241L241 240L240 244H238L236 246V248L239 249ZM255 244H256V241L253 239L251 242L252 246L250 248V251L248 253H241V258L243 259L244 256H246L249 264H251V262L253 261V257L257 254V251H258L257 248L255 247ZM9 246H12V245H9V244L4 245V247H9ZM28 246L30 248H32L33 251H35V248L33 247L32 244H29ZM85 247H87V245H85ZM205 258L209 261V264H213L211 256H207ZM17 259H20L19 253H17Z\"/></svg>",
  "mask_w": 264,
  "mask_h": 264
}]
</instances>
